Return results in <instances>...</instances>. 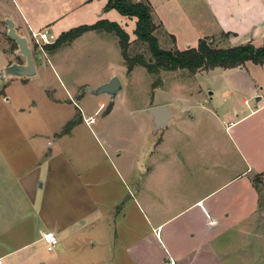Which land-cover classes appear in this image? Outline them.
<instances>
[{
    "label": "crops",
    "instance_id": "crops-1",
    "mask_svg": "<svg viewBox=\"0 0 264 264\" xmlns=\"http://www.w3.org/2000/svg\"><path fill=\"white\" fill-rule=\"evenodd\" d=\"M74 1L71 7L64 8V15L79 14L84 7L96 2L100 3V8H96L98 11L95 12L96 22L108 21L106 15L109 11L104 10L106 0ZM147 2L152 10L153 22L173 41L172 47L178 51L196 48L200 40L214 44L219 39L225 48L246 44L259 48L263 45L264 0ZM34 7L30 0H0V36L6 35L7 27L3 24L6 19L11 20L15 32L25 38L29 29L36 32L39 30L37 28L46 29L56 25L59 17L46 16L38 22ZM85 18L81 16L78 21ZM83 25L92 23H82L80 26ZM77 27L79 25L71 29ZM71 29L61 28L60 35ZM101 35L110 37V33L89 31L51 55L40 54V61L46 59L52 66L58 62L59 84L69 102L74 97L83 98L87 91L83 88L90 87V84L75 81V75L67 65L68 52L83 39ZM109 43L110 49L112 44V47L119 48L118 40H109L105 45ZM9 47L0 39V71L16 62L14 56L19 57L15 54L16 50L11 52ZM119 54L121 56L120 49ZM121 61L124 62L123 59ZM34 66L36 73L33 78L10 79L5 83L16 80L28 85L33 81L35 89L46 92V72L40 70L38 74L35 62ZM217 70L203 71L201 75L236 73L241 82L235 88L236 93L229 91L226 95L227 99L235 95L242 98L248 107L245 113L241 110L238 113L235 105L229 110H220L174 95L158 101L154 97L153 102L141 111L148 113L153 108L167 107L170 119L162 129L155 130L148 114L149 120L132 122L137 128L135 132L140 134L125 137L124 153L110 139V165L117 164L125 180L132 184L131 189L124 184L130 193L129 204L122 203L121 196H115L110 187V197L114 200L110 204V228L114 233L112 243H115L110 247V264L262 263L263 259L260 261L259 258L264 256V246L258 248L255 244L264 235L263 230L260 232L257 229L260 220L264 219V207L260 198L263 189L256 183L258 177L264 178V63L256 65L247 62L237 68ZM121 71H125L124 68L111 66L106 76L96 83V88L112 77L118 78L121 84L118 77ZM54 92L51 99L58 103ZM117 96L111 102L103 100L97 109L99 114H103V124L118 110V106L127 108L121 100L116 104ZM214 96V92L209 95L210 102ZM257 97L259 100L255 101ZM250 98L254 101L252 105ZM73 106L78 107L76 103ZM108 107L111 109L106 113ZM101 128L98 133L104 136V129ZM137 147H140L139 151H136ZM2 177L0 175V198L5 196L3 191L8 188L2 184ZM113 181L112 177L110 184ZM36 184V195H39L43 183L37 181ZM4 199H7L6 196ZM24 199L18 197L11 203L7 202L6 212H0L3 214L2 217L0 215V222H3L5 231H9L7 238L18 242V246L10 250L0 245V264H33L35 252L30 249L36 242L43 244L36 235L29 236L24 231L30 228L20 227L24 217L33 210ZM36 222L35 229L39 236L51 231L59 243L63 239L65 233L60 228L45 227L44 221L39 219ZM77 226L71 225L68 230L78 229ZM249 257L251 260L248 261ZM90 264L96 263L91 261Z\"/></svg>",
    "mask_w": 264,
    "mask_h": 264
},
{
    "label": "rangeland",
    "instance_id": "rangeland-1",
    "mask_svg": "<svg viewBox=\"0 0 264 264\" xmlns=\"http://www.w3.org/2000/svg\"><path fill=\"white\" fill-rule=\"evenodd\" d=\"M73 2L75 1L30 0L31 5L35 6V18L38 22L46 16L59 17L54 27H40L36 32L42 28L58 37L61 28L71 29L82 23L93 24L97 21L95 12L96 8H100V3L87 5L79 14L64 15V8L71 7ZM108 11L106 19L118 24L129 36L128 56L149 59L147 45L136 41L134 36L136 20L124 18L115 9ZM81 16L87 18L78 21ZM154 36L161 49L168 51L175 48L172 47L173 41L171 42L158 26ZM26 37L38 74L40 70L46 72L47 87L45 92L35 89L33 81L28 85L16 80L3 85L0 83V175H3L2 184L8 186L3 191L7 199L3 201L5 196L0 198V212H6L7 202L11 203L13 199L24 197L33 210L24 217L21 229L30 228L24 231L28 232L29 236L34 234L41 240L35 229L36 220L39 219L44 221L45 227H58L65 233L52 252H47L44 244L36 242L30 249L35 252L33 264H90L91 261L96 264H110V247L115 245L112 243L114 233L110 228V204L114 201L110 197V187L115 196H121V202L124 204L130 202V193L125 185L132 188L131 182L129 184L119 172L117 164L110 165V139L124 153L125 137L140 134L135 132L137 128L132 122L142 123L149 120L148 113L142 112L141 109L152 103L154 97L158 101L174 95L220 110H229L235 105L238 107V113L240 110L245 113L248 107L244 105L242 98L235 95L227 99L226 95L229 91L236 93L235 88L241 82L240 78L236 73L228 72L225 76L201 75L203 71H207L205 69L198 70L197 74H191L187 70H159L157 73H148L139 64H135L128 73L127 65L121 61L119 48L112 47V44L110 49V43L105 45L109 40H117L113 34H110L109 38L102 36L83 39L67 55V65L75 75V81L89 83L92 88L85 87L83 90H95L96 83L106 76L111 66H120L125 70L118 74L122 91L115 101L116 104L119 100L125 102L127 108L121 109L118 106V110L103 124V114H99L97 109L103 100L111 102L112 98L85 91L83 98L74 97L73 101L69 102L59 84L58 62L56 66H52L46 59L40 61V54L51 55L64 44L54 50L44 46L43 52H40L34 47L29 32ZM0 39L10 46L9 51L16 50V46L5 34H1ZM218 40L214 42L213 47L225 48L220 44L222 41ZM13 58L16 61L13 63H24L20 56ZM215 69L220 72L221 68ZM53 92L58 103L51 99ZM213 92L215 96L210 102L208 94ZM8 99L9 102H6ZM249 102L252 105L253 98H250ZM74 103L78 105L77 108L73 106ZM88 116L95 120L91 126H86L83 121V118ZM73 121L78 123L70 133L63 135L65 126ZM99 128L104 129V136L98 133ZM48 144L51 146L48 147ZM139 150L140 147H137L136 151ZM49 157L51 158L48 159ZM112 177L114 181L110 184ZM37 181L43 183V190L39 195H36ZM256 183L263 189L260 198L264 207V178L258 177ZM115 212L117 213V209ZM71 225H78V229L75 227L69 231L68 227ZM4 228L3 222H0V245L8 250L17 247L18 242L8 239L9 231L6 232ZM257 229L264 231V219L260 220ZM255 245L258 248L264 246V235L262 239L256 240ZM259 260L264 264V256H260Z\"/></svg>",
    "mask_w": 264,
    "mask_h": 264
},
{
    "label": "trees",
    "instance_id": "trees-1",
    "mask_svg": "<svg viewBox=\"0 0 264 264\" xmlns=\"http://www.w3.org/2000/svg\"><path fill=\"white\" fill-rule=\"evenodd\" d=\"M106 1L105 11L115 9L121 16L136 20L134 36L136 37V41L147 45L150 54L149 59L145 60L142 56L130 58L128 56V48L130 46L129 36L118 24L105 20L98 21L92 25H83L71 29L60 35L55 44L46 46V48L57 49L62 44L70 43L86 32L95 31L110 33L117 38L121 57L127 65L128 73L133 69L135 64H139L145 68L148 73H157L159 70H187L189 73L195 74L200 69H232L243 66L247 62L256 65L264 63V41L263 45L259 48H255L251 44L215 48L213 47V42L209 43L205 40H200L196 48H188L184 51H178L176 48L168 51L163 50L159 47V43L154 36L157 25L152 20V10L147 0H137V2L132 0ZM110 109L111 107H108L106 113ZM77 123L78 121L68 123L62 134L67 135L70 133Z\"/></svg>",
    "mask_w": 264,
    "mask_h": 264
},
{
    "label": "water",
    "instance_id": "water-1",
    "mask_svg": "<svg viewBox=\"0 0 264 264\" xmlns=\"http://www.w3.org/2000/svg\"><path fill=\"white\" fill-rule=\"evenodd\" d=\"M4 23L7 27L6 36L16 46V56H20L24 59L23 64L12 63L0 71V83L3 85L10 79L26 80L35 76V66L32 50L27 38L18 35L14 30V24L11 20L6 19ZM87 91L93 95H107L111 98H115L121 91V84L116 77H112L107 83L99 86L95 90L87 88ZM211 95V93H209ZM257 97L255 101H258ZM148 114L152 118L153 126L155 130L162 129L167 120L170 119V113L165 106L157 107L148 110Z\"/></svg>",
    "mask_w": 264,
    "mask_h": 264
},
{
    "label": "built area",
    "instance_id": "built-area-1",
    "mask_svg": "<svg viewBox=\"0 0 264 264\" xmlns=\"http://www.w3.org/2000/svg\"><path fill=\"white\" fill-rule=\"evenodd\" d=\"M29 34L34 47L40 52L43 51L44 46L53 45L57 40V38L47 30L35 32L29 29ZM245 104H247V102H245ZM83 121L87 126H91L94 123V118H83ZM41 241L43 242L47 252H52L59 243L57 236L51 231L43 233L41 236Z\"/></svg>",
    "mask_w": 264,
    "mask_h": 264
}]
</instances>
